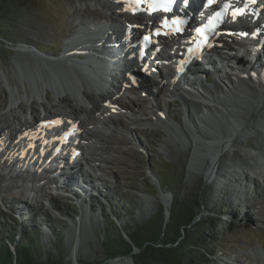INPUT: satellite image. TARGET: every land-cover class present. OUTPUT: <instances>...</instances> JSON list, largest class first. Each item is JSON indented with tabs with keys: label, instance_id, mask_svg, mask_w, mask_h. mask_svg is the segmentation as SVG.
Listing matches in <instances>:
<instances>
[{
	"label": "rangeland",
	"instance_id": "obj_1",
	"mask_svg": "<svg viewBox=\"0 0 264 264\" xmlns=\"http://www.w3.org/2000/svg\"><path fill=\"white\" fill-rule=\"evenodd\" d=\"M112 3L109 0L12 2L9 22L2 21L0 29V129L6 125L14 127L19 120L25 123L32 114L36 118L41 117L42 103L47 104L50 117L61 113V110L68 115L78 107L70 97L64 98L63 92L55 93L47 87L46 94L40 93L43 97L40 99L38 93L32 91V79L40 77L45 81L46 77H51L50 67L53 69L66 61V56L61 54L71 48L66 43L67 39L74 37L73 34L79 30L86 35L85 29L87 26L93 27L92 22L111 24L118 34L120 21L129 15L116 14V19L113 18L109 7L113 6ZM97 12L106 15L99 16ZM5 15V11L0 13L1 18ZM107 29L100 28L98 34L103 36L108 49L111 39L110 34L106 33ZM38 53L47 59L39 58ZM70 57L67 56L69 63H76ZM225 70L229 77L236 72ZM239 71L246 72L245 69ZM212 78V74L206 73L203 81L209 89L214 90L208 83L212 82ZM103 86L113 90L107 84ZM154 86L149 88L147 97L140 96L134 90L123 91L129 95L128 98L123 97L122 101L127 110H118L119 114H113L117 118L113 125L94 124L97 136H102L103 140H98L96 136L92 138L93 142L89 141L91 144L86 148L88 156L81 159L82 173L76 174L82 176L78 181L87 183L80 184L74 179L75 185L71 187L77 188L75 194L55 189L53 184L41 185L40 180L28 174L22 176L19 172L21 175L8 177L6 171H13L0 163V224L4 227L11 218H15L19 225L18 237H27L36 231L38 242L42 245L39 262L44 261L45 254L70 264H79L81 260H102V234L98 228L105 227L104 215L106 212L112 213L111 201H116L119 210L127 212L117 220L114 218L121 223V228L124 225L140 226L157 214L160 205L164 204V219L167 220L168 208L174 202L182 205L185 212L197 214V222L204 220L207 223L203 232L205 243L210 239L215 240L214 246L208 245L214 262L209 260L204 264H264V124L258 125L256 131L250 129L242 136H234L231 145H221L223 148L216 149L218 172L213 170L211 174L206 173L204 166L208 154H200L202 151L199 149L204 148L205 144L192 148L194 131L185 119L190 114L197 125H201L197 118L200 106L191 99L183 100L185 88H180L181 93L176 89L168 94L170 89L166 85L160 87L158 92H154ZM37 88L38 91L44 89ZM214 92L217 93L216 90ZM113 93L121 91L114 90ZM90 98L101 103L98 96ZM250 108L251 111L254 109ZM153 110L160 119L182 128L183 139L179 140L171 134L167 125L154 119L150 115ZM244 113L243 110L238 111V115ZM260 129L263 133L259 132ZM227 148L230 154L228 158L221 155ZM157 170L162 178L164 174L165 180L170 182L169 186L163 189L153 187V173ZM245 171H251V176H246ZM140 181L145 182L146 186ZM83 186L91 192L82 193L80 190H83ZM161 197L168 198V202ZM221 204L226 207L221 208ZM214 208H219L222 213L218 215ZM217 215L219 218L213 227L210 216L217 218ZM54 222L60 225L58 232L61 242L57 244L52 243L54 239L49 230ZM192 225L188 226L190 231L194 230Z\"/></svg>",
	"mask_w": 264,
	"mask_h": 264
},
{
	"label": "bare ground",
	"instance_id": "obj_2",
	"mask_svg": "<svg viewBox=\"0 0 264 264\" xmlns=\"http://www.w3.org/2000/svg\"><path fill=\"white\" fill-rule=\"evenodd\" d=\"M120 2L126 5L125 1H120ZM122 4L120 6H123ZM112 5H113L112 7L109 5L107 6L110 7L111 16L116 19L115 17L116 9L114 8V5H115L114 2L112 3ZM97 14L99 16L106 15L104 13L100 15V12H97ZM142 14L143 12L137 13L138 16H142ZM202 17H205V15H203ZM84 29L85 28H82V30ZM80 32L84 34L83 31H80V30L76 31L75 33L77 34H73L74 37H70V39L78 38V35L80 34ZM90 39H95V45L90 44L91 42L89 41L90 42L89 43L86 40V41L81 42L80 44L78 42L73 44L75 45L73 46V48L65 49L63 52H64V55L66 56L65 57L66 59H64L66 61L64 62L62 61L63 63L61 65L53 69L50 67L51 77H46L45 81L41 80L40 77H37L36 79H32V85H33L32 91L33 93H38L37 95L40 99L43 98L42 94L40 95V93L45 92L46 94L45 87L51 89V91L55 93L63 92L62 96L64 98L70 97L69 99H71L72 102H74L76 106H78V107H75L68 115H66L61 110L64 116L66 118L73 119L74 122H77L78 128L83 129V133L85 134V137L88 136L89 139L98 137V140H103L102 136H97V131L93 125L95 123L113 125L116 122L115 120L117 118H114L113 113H110V110L112 109L110 104L116 106L115 104L122 105L123 103H122V100L119 99V97L116 98L117 96L116 93L111 92L112 90L110 91L105 86H103V84H107L108 87L115 90V92L121 91V89H118V87H116V83L114 82V80L106 79L102 82V85L100 86L98 84L100 73H93L90 70H87L88 67L86 65V62L83 59H86V57H88L86 56V54H88L89 49L94 50V51H91L92 54H102L104 52L106 54L105 50H108L106 45L104 44V39L102 35L100 36L99 34L93 33ZM157 40L161 42L164 39L158 37ZM131 41H132V38H131ZM81 50L86 51L87 53L81 54V56L77 57L81 61L74 60L73 54L71 53H74L75 51H81ZM27 51L30 52L31 50L27 49ZM220 55H221L220 53H214V57H213L214 60L212 62L209 59L207 60V62H203V63H207L206 65H200V67L198 68H196L197 65L192 66L190 69H188L187 74H185L181 78L182 83L179 82L178 85L176 86L170 85L172 90H170L168 93L170 94L172 93V91L176 89H178V92L181 93L180 88H185L184 93L186 94L185 96L182 95L183 100L187 101L185 98H187L188 100L191 99L193 100L195 104L200 106V111L199 113H197V118H198V121L201 123V125H197V123L192 118V116H190V114L187 115V118L185 119L187 120V122L189 123V125L192 127L194 131L192 132V135L194 138L192 148L196 149L198 148V146H201V143L205 144L204 148H199V149L200 151H202L200 154H205L206 152L208 154L207 159L205 161L204 169H205V172L209 174H211L213 170L215 171V173L218 172V165L215 164L217 156H218L214 152L216 151V149L220 147L223 148L221 145L227 146L231 142V140H234L233 139L234 136H242V133L245 134L246 131L250 129H252L253 131H256L258 130L257 129L258 125L264 124V45H263V49L261 52H252V53L249 52L247 56H244L241 54H235L234 56L227 55L226 57H223V56L219 57ZM38 56L39 58H42L43 60L47 59L46 57L43 56V54L38 53ZM67 56H71L72 60L76 61V63H73V62L69 63ZM217 56L219 57L218 59L216 58ZM60 60H63V59H60ZM108 68H110V65L108 66ZM101 69L106 70V68L104 69V67H102ZM223 69H227V71L233 70L236 72L234 76L229 77L226 70L223 71ZM241 69H249L252 72L253 77L249 76L245 72L239 73L240 72L239 70ZM262 69L263 71L261 72ZM192 70H195V71L191 72ZM111 72L112 71L106 70L105 76L106 75L108 76V74ZM29 73L33 75V72L29 71ZM189 73H192V75H190L189 78H185L188 76ZM206 73L212 74V77H213L211 79L212 82H208V83L213 86L214 90H216L217 93H215L214 90L209 89V87L207 86L208 84L206 85L204 83L203 78L205 77ZM55 75L57 76V79H55ZM171 76L172 75H170L169 77ZM161 77H162V74H160L158 78H161ZM162 81H163V77H162ZM155 84L157 85L159 84L158 80L157 82H155ZM165 85L168 88H170L169 84L166 81L163 82V85L161 87L163 88V86ZM215 86H217L218 89H216ZM37 87H42L44 89H42L43 91H38L39 88ZM148 87L150 88V85ZM26 94H27V91H26ZM90 96L92 97L98 96L99 101L101 103L98 104V102L90 98ZM42 104H43L42 106L43 112L41 113L42 115L41 117H50L49 116L50 112L47 108L48 107L47 104L46 103H42ZM250 107H253L254 109L251 111L252 108ZM239 110H243L245 111V113L243 115H238ZM155 113L153 110L150 115L154 119L159 121V123L163 122V124L167 125L172 135L178 137L179 140L183 139L184 132L182 131V128L175 127L171 123L169 124V121L167 122V121L160 119L158 114L157 113L155 114ZM41 117L36 118L35 115L32 114L29 117L30 120H27V121L25 120L26 121L25 123L19 120L17 125H15L14 127H11V125H6L4 128L0 129V135L7 134V133L12 134L16 131H22V128H25L27 125L30 126L32 122H36L37 120H40ZM190 128H188L189 131H191ZM6 129H9V131H5ZM259 132L263 133V130L260 129ZM181 135L183 136L182 138H181ZM194 136H196L197 139ZM188 143L191 145L189 139H188ZM84 155L85 157H87L88 156L87 152H84ZM221 155L227 158L230 157L229 148H227L224 151V153ZM263 156H264V152H263ZM28 172L29 173H26V174H30L31 170ZM245 173H246V176H251V171L249 172L245 171ZM33 174L34 173L29 175L33 179L35 178L39 180L40 178H42V177H39ZM6 175L10 177V176H16L19 174L10 173V171L7 170ZM22 176H25V175L22 173ZM56 177H57L56 175H52L51 179L48 180L49 184H53L54 188L61 189L63 190V192L71 191L73 192V194H75V191H78L76 187L72 189L71 187L72 185L66 184L68 180L67 178L60 177L59 179L55 180ZM72 179H73L72 182L74 181V179H77V182H80L78 181L77 177H72ZM39 182L41 183V185H44V183L41 180ZM81 183L83 184L87 182H84V180H82L80 184ZM89 188L91 189L90 183H89ZM87 189L88 188L84 187L83 190H80V191H82V193L91 192V191H87ZM161 198L162 200L164 201L166 200L167 202L169 200L166 197H161ZM18 206H21V205H18ZM78 206H79L78 209L81 211V207L79 204ZM119 262H121L122 264H129L130 259L127 258L124 260H120Z\"/></svg>",
	"mask_w": 264,
	"mask_h": 264
},
{
	"label": "trees",
	"instance_id": "obj_3",
	"mask_svg": "<svg viewBox=\"0 0 264 264\" xmlns=\"http://www.w3.org/2000/svg\"><path fill=\"white\" fill-rule=\"evenodd\" d=\"M13 1L0 0V13L6 12L5 16L0 17V29L2 21L9 22L12 12L10 7ZM26 1L28 2V0H21L22 3H26ZM156 166L159 167L158 163ZM155 174L161 189L170 185V182L165 180L164 174L163 178L161 177L159 170ZM140 184L146 186L143 181H140ZM153 187L157 189L155 184ZM117 206L116 201H111L112 213L109 214L105 211L106 225L103 228H98L102 234L104 258L98 262L81 260L79 264H108V259L126 255L132 258L134 264H204L206 261H213L210 257L213 253L208 245L214 246L215 240L210 239L205 243L206 238L203 233L207 223L204 220L197 222L195 220L197 214L185 212L182 205L174 202L168 208L167 220L164 219V206L160 205L157 214L152 215L140 226L125 227L124 225L123 228L116 220L127 215V212L120 211ZM220 206L223 209L226 207L223 204ZM75 209L78 210L76 207ZM215 211L218 212V215L222 213L219 208ZM62 214L69 216L65 213ZM218 215L217 218L210 216L213 227L219 218ZM189 225H192L194 230L190 231ZM18 226L15 218H11L10 223L4 227L0 224V264H70L49 254H45L44 261L40 260L39 262L42 256V245L38 242L37 232L33 231L27 237H18ZM226 227L230 228L231 226ZM49 230L54 239L52 243L61 242L58 232L60 230L59 222L52 223ZM134 249L137 252H133Z\"/></svg>",
	"mask_w": 264,
	"mask_h": 264
},
{
	"label": "water",
	"instance_id": "obj_4",
	"mask_svg": "<svg viewBox=\"0 0 264 264\" xmlns=\"http://www.w3.org/2000/svg\"><path fill=\"white\" fill-rule=\"evenodd\" d=\"M153 174H154V177L156 178V174H155V173H153ZM164 208H165V204H164ZM165 214L167 215V209H166V213H165ZM118 224L121 225L120 222H118ZM133 252H136V251L133 250ZM127 258L130 259V264H134L132 258L129 257V256H127V255H126V256H121V257H115V258H112V259H108L107 262H108V264H122V263L119 262V261H120V260L127 259ZM117 262H118V263H117Z\"/></svg>",
	"mask_w": 264,
	"mask_h": 264
},
{
	"label": "snow or ice",
	"instance_id": "obj_5",
	"mask_svg": "<svg viewBox=\"0 0 264 264\" xmlns=\"http://www.w3.org/2000/svg\"><path fill=\"white\" fill-rule=\"evenodd\" d=\"M169 2H170V0H169ZM209 3H212V0H209ZM225 7L227 8V7H229L227 4L225 5ZM238 14H241V10H239V9H237V10H235L234 12H233V16L235 17L236 15H238ZM219 15V14H218ZM165 24H167V21H165L164 22ZM148 39V37H145V40H147Z\"/></svg>",
	"mask_w": 264,
	"mask_h": 264
}]
</instances>
